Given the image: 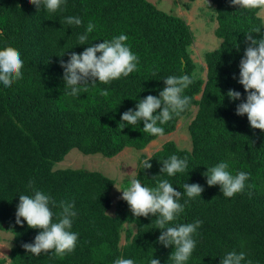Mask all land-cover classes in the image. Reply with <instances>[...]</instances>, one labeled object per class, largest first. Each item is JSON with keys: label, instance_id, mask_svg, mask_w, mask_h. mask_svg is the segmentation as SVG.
Masks as SVG:
<instances>
[{"label": "trees", "instance_id": "16d2710c", "mask_svg": "<svg viewBox=\"0 0 264 264\" xmlns=\"http://www.w3.org/2000/svg\"><path fill=\"white\" fill-rule=\"evenodd\" d=\"M211 1L221 44L206 52L203 80L195 75L197 64L189 51L194 42L190 26L150 0H66L64 10L56 13H48L43 4L38 10L29 0H0V49L15 47L24 62L22 80L11 87L0 82V231L13 235L9 259L0 258V264H114L120 257L135 264H150L151 258L174 264L169 258L174 247L158 242L162 230L155 223L157 216L135 217L123 199L114 206V179L84 168L56 169L74 149L112 159L127 148L143 151L161 137L144 132L143 121L124 122L122 130L119 124L121 115L136 110L139 100L159 97L163 80L171 75H194L183 93L191 102L186 111L158 126L163 127V136L170 135L197 107L188 126L192 148L165 143L151 157L142 156L136 179L149 188L167 179L181 193L185 183L204 188L201 197L182 196L179 202L188 204L168 225L203 222L193 235L196 247L185 264H220L233 250L245 253L242 264L248 260L264 264V132L252 129L246 114L236 115V106L246 98L238 82L245 35L251 33L255 39L264 35L263 6L244 9L231 0ZM67 16L79 17L82 25L64 24ZM89 21L96 27L87 44L79 45L78 36ZM257 28L260 33H255ZM120 34L128 37L127 46L139 58L137 70L108 84L97 80L79 97L66 95L61 59L66 63L71 52L79 54ZM102 89L109 95H101ZM230 89L240 92L241 100H230ZM171 155L187 158L185 172L174 176L160 172L161 162ZM145 160L150 169L143 168ZM222 161L229 163L233 175L250 173L245 190L231 198L223 195L220 185L208 186L204 175ZM30 180L57 204L74 203L77 215L70 231L78 233V240L73 252L56 256L53 250L36 256L23 248L39 232L23 218L22 227L15 222L19 195H33ZM52 211L58 214L60 209Z\"/></svg>", "mask_w": 264, "mask_h": 264}, {"label": "clouds", "instance_id": "9594fccd", "mask_svg": "<svg viewBox=\"0 0 264 264\" xmlns=\"http://www.w3.org/2000/svg\"><path fill=\"white\" fill-rule=\"evenodd\" d=\"M29 2L38 10L43 4L48 13L63 11L66 7V0H29ZM231 4L248 9L264 6V0H231ZM63 23L79 27L82 25V20L76 16H67ZM95 27L96 25L89 21L85 33L78 36L79 45L87 44L88 34L93 32ZM254 31L260 33L261 29L257 28ZM127 39L126 35L120 34L111 40L91 44L79 54L71 52L66 63L61 59L65 94L79 97L82 92H87L89 84L95 85L97 80L108 84L112 80L128 77L136 71L139 58L127 46ZM245 43L247 47L239 63L238 82L243 86L246 98L236 106V115L246 114L251 128L264 132V35L260 39H255L251 33H248L245 35ZM98 53L100 55H97ZM23 66L21 54L15 47L8 45L0 49V82L5 87H11L13 83L23 79ZM163 81L165 87L159 92V97L148 95L137 102L136 110L128 109L121 115L119 124L121 130L125 127L124 122L127 125H136L143 121L144 132L152 136H163L164 129L158 125L167 123L173 115L179 116L187 110L191 97L183 93L193 83L194 75H171ZM100 94L108 96L109 92L102 89ZM227 96L232 101L241 100V93L233 89L227 92ZM141 163L144 169L152 167L149 160ZM161 163L163 166L160 172L168 176L183 173L188 166L187 158L181 159L176 155H171ZM204 175L207 177L208 186L220 185L223 195L228 198L243 192L246 181L250 178V173L244 171L231 174L229 163L223 161L207 168ZM28 188L33 190V195H19L15 222L22 227L21 218H23L29 228L38 229L39 232L34 242L25 243L23 248L36 256L53 250L56 256L73 252L78 240V233L70 231L73 218L77 215L74 203L62 200L57 204L49 194L35 189L31 180ZM119 191L122 192L121 199L127 202L133 216H157L155 223L158 229L162 230L158 242L165 248L174 247L169 257L174 264H185L196 247L193 235L197 234V229L203 222L196 220L193 223L168 225L178 218L188 204V200L183 204L179 202L182 196L186 194L189 199L201 197L204 188L198 183H185L181 193L167 179L160 180L156 187L149 188L143 186L138 179L131 178L129 186ZM57 207L60 209L58 214L52 211V208ZM54 215L57 216V222H53ZM243 261H245V253L233 250L221 258L220 264H242ZM114 264H135V261L120 257L114 261ZM150 264H160V261L151 258ZM247 264H253V261L248 260Z\"/></svg>", "mask_w": 264, "mask_h": 264}, {"label": "rangeland", "instance_id": "374dc122", "mask_svg": "<svg viewBox=\"0 0 264 264\" xmlns=\"http://www.w3.org/2000/svg\"><path fill=\"white\" fill-rule=\"evenodd\" d=\"M160 10L179 16L186 20L194 35V42L189 48L194 62L197 64L195 75L203 80L207 79V65L205 54L208 51L217 49L221 40L216 36L218 23L215 19L214 6L211 0H150ZM264 20V6L260 12ZM190 116L182 119L174 133L161 136L149 144L143 151L132 148L125 149L122 153L112 159L104 158L101 155H84L77 149L72 150L65 160L56 166V169H87L89 171L101 172L105 176L116 181L112 189L111 197L114 206L119 202L122 192L129 186L130 179L136 178L139 162L142 156L151 157L159 151L162 146L173 141L181 149L192 148L188 126L194 118L197 107L191 109ZM190 111V112H191ZM119 190H118V189ZM114 211V208L111 212ZM135 230V226H132ZM122 244H125L123 233ZM13 245V235L10 232L0 231V258L9 259Z\"/></svg>", "mask_w": 264, "mask_h": 264}]
</instances>
